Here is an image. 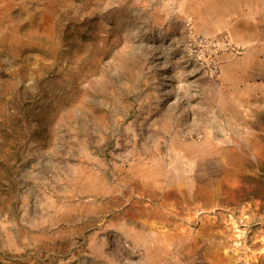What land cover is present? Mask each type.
<instances>
[{"label":"rangeland","instance_id":"rangeland-1","mask_svg":"<svg viewBox=\"0 0 264 264\" xmlns=\"http://www.w3.org/2000/svg\"><path fill=\"white\" fill-rule=\"evenodd\" d=\"M0 264H264V0H0Z\"/></svg>","mask_w":264,"mask_h":264}]
</instances>
